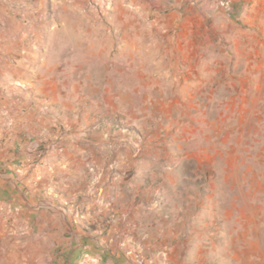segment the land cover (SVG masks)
<instances>
[{
  "label": "rangeland",
  "instance_id": "374dc122",
  "mask_svg": "<svg viewBox=\"0 0 264 264\" xmlns=\"http://www.w3.org/2000/svg\"><path fill=\"white\" fill-rule=\"evenodd\" d=\"M259 2L0 0V264H264Z\"/></svg>",
  "mask_w": 264,
  "mask_h": 264
},
{
  "label": "crops",
  "instance_id": "0c3cea01",
  "mask_svg": "<svg viewBox=\"0 0 264 264\" xmlns=\"http://www.w3.org/2000/svg\"><path fill=\"white\" fill-rule=\"evenodd\" d=\"M259 3L260 5H264V0H260ZM250 21H253L252 23H255L256 29L254 28L251 29L252 31H255V33H252L249 30V28L242 29L241 27H239L237 29V32L230 36L231 38L232 36L235 35L236 38H233L232 40L236 43V45L240 44V47L242 49L246 48L247 50V53H245L243 58L240 55L235 54L234 58H236V60H234V65H232L234 71L246 73V77L244 78L243 84H244V89L246 90V93L248 94L249 97L246 103L244 104L246 111L245 114L242 115V119L244 121L257 122L256 128L252 131V133L248 130H247V134L244 131H242V135H241L242 140L253 136L257 138L258 136L264 135V126H262L264 125L262 124V122H264V94L261 91L264 89V18L263 16L257 15L250 18ZM243 22L244 20L242 21V24H244ZM246 29H248V31H246ZM248 37H253V39H255V42L252 43V40L250 38L247 41L246 38ZM36 59H37V55H36ZM33 60H34V56H33ZM36 63L37 66L39 67V61H37ZM36 71L38 72V70ZM32 72H33V76H35L34 67L32 68ZM32 83L34 85L33 80ZM249 88L257 90V93L254 97L253 96L250 97L251 94L247 92ZM27 105L25 108H22L21 111H28L29 106ZM32 112L33 114H35V109H32ZM13 118H14L13 116H10L9 123L5 127L3 126L4 123L0 121V135L2 137L4 135L12 138L16 136L23 137L25 136L26 131L28 134L29 133L34 134L40 131L38 118H34L32 116V121H33L32 123H30L31 121L30 119H21L22 117L15 119ZM35 119L37 122L36 124L34 123ZM2 151L4 150H0V154ZM2 154H4V152H2ZM175 224L176 223L173 222V224H171L170 226L161 225L160 231H162L163 233H168L171 230H175L176 229ZM156 227H157L156 224L150 227L152 233L157 232V230H159V228ZM166 245L167 243L165 244L166 252L164 253L165 254L164 257L167 259L168 257L167 255L169 251L167 250Z\"/></svg>",
  "mask_w": 264,
  "mask_h": 264
}]
</instances>
